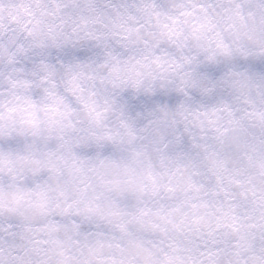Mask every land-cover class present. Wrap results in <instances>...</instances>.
I'll return each mask as SVG.
<instances>
[{
    "label": "clouds",
    "instance_id": "9594fccd",
    "mask_svg": "<svg viewBox=\"0 0 264 264\" xmlns=\"http://www.w3.org/2000/svg\"><path fill=\"white\" fill-rule=\"evenodd\" d=\"M0 264H264V0H0Z\"/></svg>",
    "mask_w": 264,
    "mask_h": 264
}]
</instances>
